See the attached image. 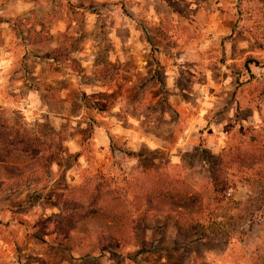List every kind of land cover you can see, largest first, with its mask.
Instances as JSON below:
<instances>
[{
    "label": "rangeland",
    "instance_id": "obj_1",
    "mask_svg": "<svg viewBox=\"0 0 264 264\" xmlns=\"http://www.w3.org/2000/svg\"><path fill=\"white\" fill-rule=\"evenodd\" d=\"M0 133L54 155L0 187V264H264V0H0ZM141 161L199 208L146 213L115 253L51 243L67 187L128 199Z\"/></svg>",
    "mask_w": 264,
    "mask_h": 264
},
{
    "label": "trees",
    "instance_id": "obj_2",
    "mask_svg": "<svg viewBox=\"0 0 264 264\" xmlns=\"http://www.w3.org/2000/svg\"><path fill=\"white\" fill-rule=\"evenodd\" d=\"M250 62L258 64L254 60ZM227 156L235 166L246 168L259 164L258 156L243 155L240 159L238 155ZM137 157L140 160L144 155L137 154ZM53 159V149L45 143L38 146L26 137L0 133V187H11L26 180L43 171ZM141 166H144L142 161L135 172L121 178L128 199L108 183L94 187L84 184L67 187L65 196L59 198L64 218L60 224L54 225L51 243L64 250L87 246L86 254L95 251L115 253L135 241L137 221L145 218L146 213L180 210L189 205L199 208V195L181 179H175L174 185L171 181L158 185V180L149 181L150 173ZM216 180L217 177L213 176L215 189L218 187Z\"/></svg>",
    "mask_w": 264,
    "mask_h": 264
}]
</instances>
